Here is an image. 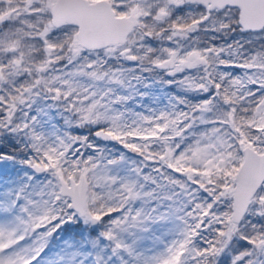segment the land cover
<instances>
[{
    "label": "rangeland",
    "instance_id": "1",
    "mask_svg": "<svg viewBox=\"0 0 264 264\" xmlns=\"http://www.w3.org/2000/svg\"><path fill=\"white\" fill-rule=\"evenodd\" d=\"M51 2L26 0V5L7 9L4 0L0 1V15L18 16L17 23L10 25L14 32L0 30V54L11 62L9 68L21 71L26 78L23 90L15 94L14 102L6 104L5 111L18 116L14 130L22 129L38 154L27 164V173L15 187L14 197L8 192L3 197L0 191V264H195L194 257H199L200 248H193L192 252L186 248L183 253L179 248H185L188 239L194 240L192 223L198 216L191 211L198 203H192V208L190 192L168 191L166 184L155 190L147 186L146 180H137L143 176L137 168L132 169L137 158L124 152L130 147L150 146L158 151V160L164 165L185 167L197 175L220 168L230 175L227 188L231 196L235 157L229 149L236 148L233 136L240 137V149L250 145L264 151V95H256L259 106L241 125L233 119L230 98L250 95L256 85L264 89V58L255 50L237 59L242 50L229 52L231 49L225 43L219 49H196L189 41L182 44V40L190 38L185 37L182 27H175L180 15L169 17L180 0H131L141 16L155 7L153 15L164 10L167 18L163 24L174 25L170 32L159 36H152V29L148 28L137 31L126 45L135 51L134 63L116 64V68L109 69L107 60H103L115 57L117 52L86 54L72 50L70 29L62 26L54 31L44 16ZM172 19L174 23L170 22ZM158 40L163 42L159 44ZM45 45L52 46V51H46ZM170 55L179 63L173 77L151 73L153 62ZM194 56L202 60L200 69L187 72L182 63ZM146 57L150 58L147 63ZM208 68L225 81L223 88H214L217 94L203 97L201 93L207 92L204 72ZM236 68L238 72L231 73ZM0 71L1 95V82L12 76L7 79L1 67ZM191 91L197 95L195 99ZM217 99L226 108L222 106L223 110L216 112L212 106ZM81 121L91 124V132L102 125L100 128L108 131L117 143L104 145L92 135L95 140L86 142L83 135L70 133V127L76 123L78 128ZM200 123L203 127L198 128ZM249 125L254 127L255 134L245 131ZM79 129L82 133L81 126ZM182 132L184 138L176 147ZM84 145L88 148L85 154ZM165 149L169 156L162 157ZM32 164L43 170L32 171ZM131 170L133 175L128 173ZM80 174L87 183L81 216L71 209L69 198L59 193L58 185V179L76 181ZM0 182L6 184L3 179ZM91 190L118 208L108 220L109 247L101 245L94 251L86 248L75 252L68 245L59 249L57 244L53 245V251L45 248L46 216L52 210L67 205L75 217L93 223L95 218L87 209ZM110 203L104 208L112 206ZM257 214L264 223V181L251 198L242 223L252 221ZM252 240L251 249L238 257L235 264H264V225Z\"/></svg>",
    "mask_w": 264,
    "mask_h": 264
},
{
    "label": "trees",
    "instance_id": "2",
    "mask_svg": "<svg viewBox=\"0 0 264 264\" xmlns=\"http://www.w3.org/2000/svg\"><path fill=\"white\" fill-rule=\"evenodd\" d=\"M21 1L22 0H9V3H19ZM200 40L202 46L211 45L215 42L213 41L214 39L208 35H203ZM242 42L243 40L240 39L238 46L240 50H242V46L244 45L248 50H255L261 47L258 37L251 38L246 43L245 41L244 43ZM35 44L37 45V43ZM228 57L229 56H226V60ZM242 57L243 55L240 51L237 54V59ZM9 66L5 56L0 54V67L3 69L5 78L8 79L12 76L9 78V81L5 80L1 82L3 93L0 95V178L6 181L5 185L3 182H0V191L3 197L7 192L11 193L12 197H14L16 194L15 187L24 180L23 176L25 177L27 173L25 169L27 164L35 160L38 155L34 148L30 146L29 140L23 130L21 129V131L18 132L14 130L18 116L5 111L7 108L6 104L14 102L16 98L15 94H20L23 90V86L26 85L24 82L26 80V78L24 79V74L21 73V71H16L14 68L12 69V67L9 68ZM8 71H10L11 75L7 73ZM203 79L207 88V92L201 93L203 97L208 94L212 95L216 93L217 91L214 90L215 87L223 88L222 81L224 80L219 81L218 76L211 69L204 72ZM166 88L168 89V87ZM252 88L256 90L251 91L250 95L248 93L246 95H237L230 98L232 100L231 106H233L234 110L233 119L240 125L242 124V120L249 118L252 112L259 106L256 95H264V89L261 86H253ZM1 92L2 91H0V93ZM189 93L192 94L193 99L196 98L197 95L194 92L191 91ZM222 106L225 105L222 101L219 102V99H217V103L213 105L212 108L217 112L219 109L223 110ZM75 124L70 127V133L72 132L79 136L83 135L86 142L95 140L91 136L93 127H91L89 122L81 121L80 126L82 127V133L79 129L80 126L77 128ZM197 126L198 128L203 127L201 123ZM100 127H102V125H97L95 128ZM246 127L248 128L245 129V131L251 134L256 133L254 127H251V125L245 126V128ZM263 132L264 131L261 130V134L264 135ZM184 134V132L180 133L181 138L179 142L176 143V147L184 138ZM239 139V136H237V138L233 136L236 148L234 149L231 147V149H229L230 152H232L231 156L235 157V162L232 166L233 172L241 161L242 148H239ZM98 142L107 145L104 142ZM116 143L117 142L114 141L113 144ZM85 148L86 145L83 146V154H85V151L88 149ZM255 148L254 149L258 151V147L255 146ZM124 154L126 156H136L137 158L135 162L131 159V162H134L132 169L137 168L143 175L141 178H137V180H146L145 183L147 186L149 185V187L155 190L160 189V184L164 186L166 184L165 188L168 191L190 192L191 200H193L191 202L192 208V203H198V206H196L197 208L191 211L195 217L198 216L197 219H194L193 223L191 222L192 232L195 234L192 238L194 240L188 239L185 248H179L180 252L183 253L186 248L190 249V252H192L193 248L199 247L200 255L199 257H194L195 264H235L238 257L242 258L244 252L251 249L253 243L252 239L257 238L263 228V217L257 214L252 221L249 220L245 223L240 221L237 224L230 222L228 214H230L231 200L227 185L231 179L226 171L216 167V169L208 173L197 175L190 173L185 167L177 168L175 166H166L162 161L158 160V151L150 146L130 147ZM78 158L80 160L81 156ZM128 173L133 175L132 170ZM134 179L135 177L133 180ZM147 180L155 182L156 186H153ZM107 202L110 203L111 201L106 199V197L103 198L102 195H94L92 190L88 192L87 209L90 210L95 218L93 223L88 224L81 221L80 216L77 215L78 217H75L76 214L71 212V209H69L67 205H62L59 209L52 210L50 214L46 216L48 232L43 246L53 251L51 248L53 245L57 244L59 246L58 249L68 245L73 252L77 249L86 251V248L89 251H94L101 245L109 247L111 239H109L107 232L108 220L118 208L116 209L113 203H110L112 206L104 208ZM98 204H101V206L96 207ZM197 229H199V235H196L198 232ZM189 254L192 255V253L188 252V255Z\"/></svg>",
    "mask_w": 264,
    "mask_h": 264
},
{
    "label": "water",
    "instance_id": "3",
    "mask_svg": "<svg viewBox=\"0 0 264 264\" xmlns=\"http://www.w3.org/2000/svg\"><path fill=\"white\" fill-rule=\"evenodd\" d=\"M191 2H211L212 6L221 8L234 5L239 8L238 24L244 31H257L264 26V0H188ZM207 7L206 10L209 9ZM50 23L54 27L73 24L77 27L75 37L77 44L89 50H97L108 44H121L125 36L136 25V16L116 17L106 0H54L49 9ZM12 50V48L10 49ZM168 62V61H166ZM199 59L187 64L193 67ZM161 69L167 68L165 63L157 64ZM99 141L112 143L111 134L101 128L92 132ZM163 156H169L167 149ZM197 158L195 161L197 162ZM30 169L41 172L42 167L30 165ZM233 186L230 196V222L237 224L245 214L251 198L264 181V152L256 151L252 146L245 145L241 149V161L233 174ZM59 193L69 198L70 207L78 215H83L86 205L85 177L80 174L74 181L58 179Z\"/></svg>",
    "mask_w": 264,
    "mask_h": 264
},
{
    "label": "flooded vegetation",
    "instance_id": "4",
    "mask_svg": "<svg viewBox=\"0 0 264 264\" xmlns=\"http://www.w3.org/2000/svg\"><path fill=\"white\" fill-rule=\"evenodd\" d=\"M1 1V0H0ZM44 1V0H43ZM49 1V0H48ZM54 0L50 3L49 7L47 10H45L44 16L47 17L50 23V14H49V9L51 4L53 3ZM89 2H93L96 0H88ZM109 4L111 9L114 12V15L116 17H121V16H130V15H135L136 16V25L133 26L131 31L125 36L124 41L121 44H108L107 46L97 49V50H89L84 47H81L80 45L77 44L75 33L77 30V27L73 24H64L59 27L65 26L70 29V32L72 34V43H71V48L72 50L74 49H79L82 53L86 54H102V52H109V53H114L117 52V55L114 57H107L103 61L107 60L106 63L109 64L108 66L109 69L116 68V64H124L126 65H132L134 63V55H136L134 52L135 51H130L129 48L126 47L127 44H129L131 41V37L134 36L137 31L139 30H146L152 29L151 33L152 36H156V34L159 36L163 32H170L172 30V25L168 24H163L167 18V12L164 10H158L156 15H153V9L148 11L147 13H144L142 16L138 14L133 6L130 4L132 3L131 0H106ZM133 1V0H132ZM263 1V0H262ZM129 2V3H128ZM26 5V0H22L19 3H13L10 4L9 0H4V5L5 8L11 9L14 7H18L20 4ZM43 3V2H42ZM36 5V4H35ZM206 5L207 7L210 6L209 9L206 10ZM213 3L211 2H206L205 4L203 3H197V2H191L188 0H180V2H176V5L173 9V12L170 13L169 17H173L174 15H180V21L172 19L174 23V20L177 21V24L175 27L177 29H184L185 30V37L190 38V40H182V44L184 42L189 41L190 43L194 44V47L196 49L198 48H205V47H214V48H221L222 44L228 45L227 48H230L231 50L229 52H233L236 49H238L240 39L243 40L242 43L248 42L251 38H257L258 41L261 43V47H258L257 50L260 52L261 56L264 58V26L257 31H244L241 26L238 24V15H239V8L234 5H226L221 8H217L215 6H212ZM158 6V5H157ZM175 10V11H174ZM0 12H2L0 10ZM1 14V13H0ZM13 17V16H12ZM11 16H6L5 14L2 13L0 15V30L1 31H12L14 30L11 28V24L17 23L18 16L13 17L12 19ZM15 18V19H14ZM28 18V17H27ZM29 19V18H28ZM171 19V18H170ZM219 24H217V20ZM145 27H143V25ZM15 27V26H14ZM52 28H54V31H57L59 27H54L51 25ZM179 27V28H178ZM147 29V31H148ZM70 35V34H69ZM164 35V34H163ZM203 35H208L209 37L213 38L215 42L211 45H203L201 44L200 38ZM147 36H150V33H147ZM154 42V41H153ZM159 44L163 42V40H158ZM148 43V42H147ZM169 43H172L169 41ZM188 43V42H187ZM186 43V44H187ZM219 44V45H218ZM245 47V48H244ZM11 49V48H10ZM8 49L10 52L11 50ZM53 47L50 45H45V50L46 51H52ZM13 50V48H12ZM255 50H248L246 49V46H242V55L244 58L247 53L253 52ZM133 54V55H132ZM232 59L233 57L230 56ZM144 61L149 62L150 58L146 57ZM196 58L199 59V63L196 64L193 67H187V64H190V62L194 61ZM168 61V62H166ZM11 63L7 61V64ZM160 63H165L167 68L161 69L157 67V64ZM202 60L199 56H194L193 59L184 61L182 63V68L185 69L187 72H195L196 70L201 66ZM178 61L173 58V56H167L163 57L161 60L153 62L152 63V69L151 73L155 72L157 74H161L164 78H171L174 75L175 67L178 65ZM90 65L87 64L86 67H89ZM111 66H114L113 68ZM230 68V67H228ZM209 69V68H208ZM213 71V69H211ZM215 73V71H213ZM238 72V69H232V72ZM217 76V72L215 73ZM238 74V73H237ZM225 79L224 77L219 79L223 80ZM225 81V80H224ZM256 85V84H255ZM258 86V85H256Z\"/></svg>",
    "mask_w": 264,
    "mask_h": 264
}]
</instances>
